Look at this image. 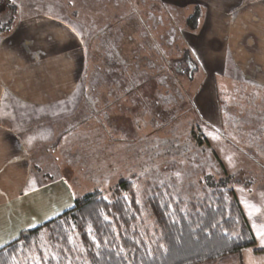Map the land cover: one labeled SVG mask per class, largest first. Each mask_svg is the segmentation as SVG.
<instances>
[{"label":"crops","instance_id":"crops-1","mask_svg":"<svg viewBox=\"0 0 264 264\" xmlns=\"http://www.w3.org/2000/svg\"><path fill=\"white\" fill-rule=\"evenodd\" d=\"M109 1L0 0V24L8 21L9 4L14 9L10 29L0 31V249L21 231L72 209L76 196L114 187L111 167L86 173L93 158L102 163L113 153L121 155L119 131L105 112L112 106L104 104L103 84L111 79L117 88L119 81L129 80L131 94L137 76L125 64L116 67L112 55L106 74L101 52L118 48L114 32L120 30L132 32L133 41L125 44L136 47L137 30L145 27L137 28L138 15L149 24L153 19L161 34L154 31L163 35L169 28L163 9L202 7L196 33L185 25L173 27L181 42L177 49L187 51L190 63L200 68L191 72L213 84L229 60L242 80L264 93V0H151L146 4L159 9L139 11L134 0H121L124 6ZM214 95V86L196 95V109L211 126L218 123ZM56 112L68 113L67 121L58 120ZM232 190L255 245L200 264H264V237L259 235L264 231V173L249 188Z\"/></svg>","mask_w":264,"mask_h":264},{"label":"rangeland","instance_id":"rangeland-1","mask_svg":"<svg viewBox=\"0 0 264 264\" xmlns=\"http://www.w3.org/2000/svg\"><path fill=\"white\" fill-rule=\"evenodd\" d=\"M134 1L137 11L145 7L159 9L155 2H153L154 5L146 4L151 0ZM109 3L115 6L113 0ZM120 3L124 6L123 1L120 0ZM9 7L12 6L9 4ZM196 7L200 9L202 16L203 9L200 6L192 7L191 10L163 9V14L165 13L168 18L167 21L163 17V20L167 21L163 24L169 27L166 32L163 28V35H160L161 27L155 25L156 22L153 19L149 24L146 23L148 19L138 15L137 28L141 24L145 27L141 32L137 30L136 47L125 44L126 40L133 41L132 32L120 30L114 32L118 48L113 51L109 48L102 49L101 65L104 72L109 70L108 65L111 63L105 62L109 55H112L116 60V67L125 64L131 71H135L137 79L131 81L130 86L132 89L136 88V92L129 93L130 88L126 87L129 80L119 81L117 88L116 84L114 86L111 83V79L105 80L103 87L106 89L104 94L106 96L103 97V101L104 104L112 106L106 108L105 112L109 115L108 119H114L115 129L119 131L121 155L114 156L113 153L110 158L102 159V163L100 158L96 157L97 160L93 158L91 167H87V174L97 169L99 171L101 166L111 167L114 172L111 178L112 184L116 185L123 179L133 178L135 189L138 191L143 187L144 179L148 181L147 187L150 190L165 182L175 185V192L179 194L176 196L181 200L186 199L188 193L189 195L199 194V191L203 190L202 194L206 193L205 190L209 188L211 181L222 182L228 187V184L230 185L228 175L232 180L230 188L235 186L249 188L262 178L264 173V99L262 98L264 94L254 89L252 95H249L250 109L255 111L254 114L253 112H235L231 108H240L241 106L238 105H242L248 92L240 95L237 94L238 92L234 93L237 85H233L237 84L241 78L236 69L229 64V60L224 65V74L215 78L212 81L213 84L210 81H203V78L198 79L199 72L195 74L191 72L198 64L185 60L183 63L177 62L176 57L182 59L180 56L182 50L179 47L177 49L176 45L181 47V42L177 41L179 37H175L176 31H173V27L178 24L185 25V19ZM146 25L149 26L146 28ZM156 29L160 34L154 31ZM185 29L187 30L186 27ZM129 59L131 62H127ZM187 68L189 72L185 71ZM195 70L200 71L199 66ZM228 75L229 80L226 79ZM133 82L136 87L133 86ZM202 83L204 86L199 94L198 89ZM213 86L218 116L216 126L209 125L205 117L196 109V105L199 104V98H196L197 93L201 96ZM228 86L233 96L228 97ZM260 98L263 102H260L257 108L252 102ZM230 110L231 113H229ZM232 113L238 115L232 117ZM55 114L58 120L67 121L68 113L56 112ZM80 115L81 112L77 117ZM228 121H233L235 124L229 127ZM64 123L67 125L66 122ZM231 148L238 153L230 152ZM228 156L231 157L228 158ZM246 169L249 170L245 172ZM120 172L121 174L117 175ZM172 175L175 176L174 180H169V176ZM31 257L37 258L35 253Z\"/></svg>","mask_w":264,"mask_h":264},{"label":"trees","instance_id":"trees-1","mask_svg":"<svg viewBox=\"0 0 264 264\" xmlns=\"http://www.w3.org/2000/svg\"><path fill=\"white\" fill-rule=\"evenodd\" d=\"M8 9L2 32L11 27L14 9ZM200 17L196 7L185 19L187 30L196 31ZM182 59L181 63L190 62L187 51L182 52ZM235 85L234 93H248L241 107L231 110L254 114L248 97L255 88L242 79ZM231 92L228 86V97L233 96ZM260 102L261 98L252 104L258 108ZM228 123L229 127L235 124ZM133 180L123 179L105 192L95 188L76 196L72 209L21 231L1 248L0 264H200L255 245L232 185L211 181L205 195L204 190L188 193L181 200L175 185L163 182L150 190L144 179L137 191ZM34 253L36 259L31 257Z\"/></svg>","mask_w":264,"mask_h":264},{"label":"snow or ice","instance_id":"snow-or-ice-1","mask_svg":"<svg viewBox=\"0 0 264 264\" xmlns=\"http://www.w3.org/2000/svg\"><path fill=\"white\" fill-rule=\"evenodd\" d=\"M259 235H260L261 237H264V231L259 232ZM261 243L264 244V239H262Z\"/></svg>","mask_w":264,"mask_h":264}]
</instances>
